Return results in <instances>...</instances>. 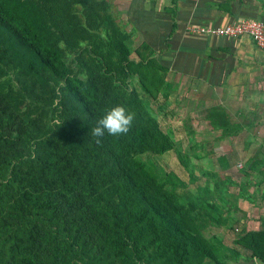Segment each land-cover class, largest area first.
Returning a JSON list of instances; mask_svg holds the SVG:
<instances>
[{
    "label": "trees",
    "instance_id": "1",
    "mask_svg": "<svg viewBox=\"0 0 264 264\" xmlns=\"http://www.w3.org/2000/svg\"><path fill=\"white\" fill-rule=\"evenodd\" d=\"M54 13L48 0H0V150L9 154L7 166L12 161L27 165L13 178L25 201L15 202L17 210L23 218L31 210L47 216L68 250L58 249L40 225L26 232L17 224L10 254L0 257V264H72L75 256L116 264L118 258L111 249L119 220L123 222L120 231L133 227L128 232L135 233L151 261L226 264L237 260L236 248L204 234L208 227L225 224L224 213L229 209L225 201L177 194L175 190L184 187L180 180L160 171L156 162L143 161V156L161 154L172 146L148 113L140 124L134 121L127 135L117 138L106 133L96 143L91 129L106 108L122 104V99L86 58L82 66L71 68L65 54L72 45L71 36L61 29ZM116 31L121 34L117 27ZM135 54L137 60L122 59L125 68L138 76L142 91L155 99L163 88L165 69L147 45ZM18 94L58 99V118L67 122V128L57 132L61 148L55 143L49 149L52 133L18 113L14 101ZM2 116L9 123L3 125ZM207 176L216 182L215 174ZM98 200L111 209L109 216L98 208ZM4 239L0 230V240ZM235 246L264 264V229L246 233Z\"/></svg>",
    "mask_w": 264,
    "mask_h": 264
},
{
    "label": "rangeland",
    "instance_id": "2",
    "mask_svg": "<svg viewBox=\"0 0 264 264\" xmlns=\"http://www.w3.org/2000/svg\"><path fill=\"white\" fill-rule=\"evenodd\" d=\"M138 3L140 0L132 3L129 0H48L55 12L52 16L61 29L71 36L72 45L65 49L71 68L82 66V60L85 61L86 58L89 65L102 73L104 80L112 82L114 92L122 99V104L135 113L136 124H140L143 114L148 113L171 141V148L161 154H147L143 156V161L156 162L160 171L180 180L184 187L175 190L177 194L186 193L190 197L197 195L202 199L212 196L217 203L225 201L229 208L224 213L225 224L208 227L204 234L207 238L217 237L224 246L239 251L240 257L235 261L228 260L226 264H253L250 252L239 249L235 243L248 232L264 229V159L261 163L246 165L240 156L244 148L237 144V135L223 137V133L212 134L204 129V124L196 127L197 119L205 116L208 108L219 102V99L189 98L187 96L194 92L181 90H176V99L173 98L174 92H170L169 98L163 97L162 90L154 99L142 91L138 76L125 68L122 60H137L135 51L140 42L137 35L131 34L134 31V20L128 17V11ZM116 27L120 30V35ZM66 46L68 45L65 44L64 48ZM120 64L123 66H119ZM71 72L74 74V71ZM17 97L18 100L14 101L17 103L18 113H25L41 126L43 132L52 133V143L47 147L51 149L56 143L61 148V144L57 143V132L64 127L66 129L67 122L58 118V99L51 95L45 99H33L27 94H18ZM207 101V104L204 103ZM181 106L182 113L179 112ZM184 110L188 112L184 113ZM2 119L3 125L9 123L4 120V116ZM255 136L262 142L264 132L259 131ZM46 142L48 143L47 140ZM32 153L33 151H28V154ZM258 154L259 158L264 157V142L258 147ZM8 158L9 154L0 150V230L5 237V242L0 240V257L8 258L9 247L15 242L12 231L18 228L17 224L26 232L34 224H38L48 232L58 249H67V244L56 237L55 224L49 223L47 216H38L31 210L30 216L23 218V214L17 210L15 202L25 201L13 178L17 172L20 175L21 168L24 170L27 165L23 164L21 167V162L9 161L11 163L7 166L5 161L10 160ZM260 166L262 172H259ZM211 173L216 175L214 183L208 180L207 175ZM97 206L110 215L111 209L103 201L98 200ZM116 223L118 229L115 230L113 239L116 241L111 249V254L118 258L116 264H161L146 256L141 241L139 242L135 233L128 232L130 228L133 229L131 225H127L129 229L120 231L119 225L123 222L119 220ZM16 235L21 236L20 233ZM203 263L211 264L206 260ZM72 264L97 263L75 256Z\"/></svg>",
    "mask_w": 264,
    "mask_h": 264
},
{
    "label": "crops",
    "instance_id": "3",
    "mask_svg": "<svg viewBox=\"0 0 264 264\" xmlns=\"http://www.w3.org/2000/svg\"><path fill=\"white\" fill-rule=\"evenodd\" d=\"M130 10L138 48L147 45L165 69L162 96L174 92L176 99L181 90L194 92L189 98L219 99L196 127L204 124L212 134L234 132L227 136H238L245 164L261 163L258 147L264 139L255 133L264 132V52L248 37H209L190 28L252 20L264 24V0H140Z\"/></svg>",
    "mask_w": 264,
    "mask_h": 264
},
{
    "label": "clouds",
    "instance_id": "4",
    "mask_svg": "<svg viewBox=\"0 0 264 264\" xmlns=\"http://www.w3.org/2000/svg\"><path fill=\"white\" fill-rule=\"evenodd\" d=\"M135 121V113L131 112L122 104L106 108L104 114L97 120L96 126L91 129V135L96 143H101L102 137L107 135L121 137L127 135ZM253 264H261L259 258H253Z\"/></svg>",
    "mask_w": 264,
    "mask_h": 264
},
{
    "label": "built area",
    "instance_id": "5",
    "mask_svg": "<svg viewBox=\"0 0 264 264\" xmlns=\"http://www.w3.org/2000/svg\"><path fill=\"white\" fill-rule=\"evenodd\" d=\"M190 32L209 37H248L264 52V24L260 21H241L218 27H192L190 28Z\"/></svg>",
    "mask_w": 264,
    "mask_h": 264
}]
</instances>
